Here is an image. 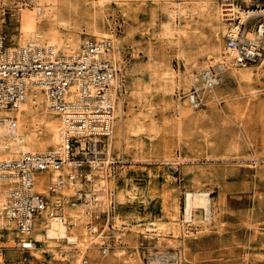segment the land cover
I'll return each instance as SVG.
<instances>
[{"label":"rangeland","instance_id":"1","mask_svg":"<svg viewBox=\"0 0 264 264\" xmlns=\"http://www.w3.org/2000/svg\"><path fill=\"white\" fill-rule=\"evenodd\" d=\"M108 1L96 24L116 36L115 63L124 76L105 141L112 175L99 173L97 181L111 191V207L85 215L80 206H64L77 244L48 240L21 251L14 231L0 232V262L17 264L26 257L28 264H150L154 258L160 264H264V58L251 65L249 82L223 70L222 83L210 92L214 97L191 108L180 97L196 84L188 75L205 70H196L200 62L215 69L209 47L217 37L222 47L229 22L216 25L212 6L222 9L225 0H206V12L197 8L199 0ZM227 1L243 10L264 9V0ZM57 8L63 9L61 2ZM84 8L60 29L78 34L81 44L94 39L81 18ZM32 10L31 0H0L7 43L13 39L17 46ZM50 22L46 17L38 25L48 30ZM39 114L30 107V118ZM194 190L209 193V220L198 209L183 221L184 192Z\"/></svg>","mask_w":264,"mask_h":264},{"label":"built area","instance_id":"2","mask_svg":"<svg viewBox=\"0 0 264 264\" xmlns=\"http://www.w3.org/2000/svg\"><path fill=\"white\" fill-rule=\"evenodd\" d=\"M233 6L241 8L225 0L222 10ZM224 13L229 14V23L223 35V54L240 67L260 62L264 58V9L243 22L230 11ZM111 49L109 38L99 42L86 39L72 54L46 44L12 46L0 29V111L13 114L29 94L38 90L63 126L57 151L25 153L14 161L0 162V185L13 181L11 188L1 191L0 232H8L11 227L21 251H29L35 244L31 234L44 212L61 216L64 206H80L87 215L95 209L111 207V191L97 183L99 173L112 175L105 161V141L112 133L115 102L124 93L123 73L107 56ZM222 78L217 69L202 70L197 83L180 98L197 109ZM0 123L6 124L12 134L14 115L0 118ZM56 171L60 172L51 177ZM42 175L48 179L43 183L46 193L34 190ZM67 189L72 193L66 194ZM106 250L102 248V254ZM17 264H28L26 257Z\"/></svg>","mask_w":264,"mask_h":264},{"label":"bare ground","instance_id":"3","mask_svg":"<svg viewBox=\"0 0 264 264\" xmlns=\"http://www.w3.org/2000/svg\"><path fill=\"white\" fill-rule=\"evenodd\" d=\"M94 1L95 2L89 5H85L86 0H31V4L33 5V10L31 11L32 18L27 21V25L21 33L17 46H24L26 44H46L53 46L56 51L62 53H77L82 45L78 34H68L66 31V33H64L60 29H66L68 26L67 23L73 15L76 17L80 16L81 13L79 14L78 10L79 7L83 5L85 8L83 9L81 18L87 23L86 25L88 27L89 35H91L98 42L104 39H110L112 49L107 56L112 64H116V60H120L117 38L115 35L106 33L104 30L105 26L98 28L96 24V16L102 13L101 11L103 10L104 5H106L109 1ZM59 2L62 3V10L57 8ZM206 3V0H199L198 3H196V5L198 4L197 8H199L201 12H206V7L208 5ZM212 10L216 25H219L221 20H228L223 19L224 17L229 16V14L226 15L223 13V11L232 12L234 16L239 18L240 22L245 21L250 14L262 13V9H256V11L243 10L242 8H236L235 6H233L230 10H222L220 7L214 5L212 6ZM175 15L176 14H172V18H175L178 13L176 16ZM46 17L49 18V21L52 22V25L50 22V28L48 30H43L39 27L38 22ZM10 40V43L12 46H14L12 43L13 39ZM218 40V37L215 38L212 45H210L208 52V56L211 55L213 59L212 62L214 63L215 69L221 73L223 70H229V74L231 76L236 77L242 82H249L254 75L252 72L253 67H239L234 64L230 57L223 54V49ZM208 67V65L206 66V61H202L200 62L199 66H197L196 70L199 71V69H207ZM200 74L201 71H199L198 74L191 73L188 75L187 79L191 80V82L194 81V83H197L199 79L198 75ZM213 89L209 91V94ZM209 96V98H211L213 95L210 94ZM117 103L118 102H115L114 105V117ZM40 104H43V106H40ZM32 106H34L36 110L38 108L40 109L38 119L29 117L30 107ZM10 115H14L15 117V129L12 134L8 132L6 124L0 123V162L4 160L14 161L16 159L13 157L21 156L25 153L45 154L48 152L57 151L59 149L61 145L60 143H62L61 135L63 133L61 119L57 113L54 111L52 112V110L49 108V101L42 92L37 90L36 93L29 94L13 114L11 112L0 111V118ZM35 121L37 122L34 123ZM58 172L60 171L53 172L51 177H55ZM46 180L47 175L40 176V178H38V184L34 186V190L41 192L42 186L44 185L43 183ZM12 182L13 181L9 180L4 183L5 186L0 185V198L3 197L1 191L5 188H11V186H13ZM183 205V221L185 222L191 221L193 210L198 209L203 211L205 220H209L211 217V199L209 193L206 191H185ZM174 208L176 211H178V204H175ZM78 216L80 215L76 213L71 214V218H73L75 223L77 218H79ZM71 229L68 227V223L65 220L64 215H49L48 212H44L42 221H40L38 224L36 223L32 231V239L35 243L42 241L45 242L48 240L66 239L69 244H77L78 238ZM8 230L13 231L11 227L8 228ZM34 246L35 244L31 245L32 249ZM150 264L160 263L158 258H154Z\"/></svg>","mask_w":264,"mask_h":264}]
</instances>
